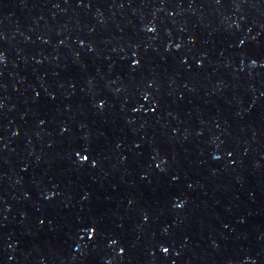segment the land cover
Masks as SVG:
<instances>
[{
  "label": "water",
  "instance_id": "obj_1",
  "mask_svg": "<svg viewBox=\"0 0 264 264\" xmlns=\"http://www.w3.org/2000/svg\"><path fill=\"white\" fill-rule=\"evenodd\" d=\"M0 264H264V0H0Z\"/></svg>",
  "mask_w": 264,
  "mask_h": 264
}]
</instances>
